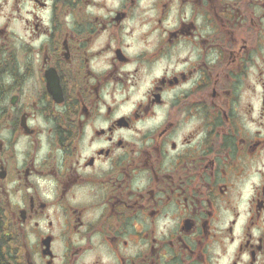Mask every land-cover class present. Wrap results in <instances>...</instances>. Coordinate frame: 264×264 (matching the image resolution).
<instances>
[{"label": "flooded vegetation", "instance_id": "af4514ba", "mask_svg": "<svg viewBox=\"0 0 264 264\" xmlns=\"http://www.w3.org/2000/svg\"><path fill=\"white\" fill-rule=\"evenodd\" d=\"M110 2L0 0V264H217L211 249L220 244L227 255L224 238L239 240L231 264H264V172L256 167H264V136L244 127L245 117L264 121V0H179V14L190 8L191 18L164 29L155 52L133 56L122 34L139 0ZM174 2L153 4L156 27ZM180 43L196 60L184 57L186 71L154 79L146 100L113 119ZM157 108L159 125L136 128ZM97 120L109 126L96 128ZM41 136L49 152L37 166ZM100 141L109 147L82 155ZM254 171L261 182L240 210ZM38 180L53 182V201ZM222 208L233 217L226 229ZM169 215L176 224L165 234L157 222Z\"/></svg>", "mask_w": 264, "mask_h": 264}, {"label": "clouds", "instance_id": "9594fccd", "mask_svg": "<svg viewBox=\"0 0 264 264\" xmlns=\"http://www.w3.org/2000/svg\"><path fill=\"white\" fill-rule=\"evenodd\" d=\"M156 3V0H139V7L135 11V18L129 19L125 21V26L123 29L122 34V40L123 44L121 45L123 47L124 52L129 55L133 56L138 54L141 51H146L149 54L156 51L159 40L163 38V36L167 35V32H164V29H174L179 26V20L187 21L191 18V9L186 8L182 15L179 14V0H175V2L172 4L171 11L168 14L167 18L164 19L163 24L161 27H156L155 25V17L158 14V11L156 8L153 7V4ZM110 8H118L119 2H110L108 5ZM143 10V11H142ZM89 11H94L93 9H89ZM103 15L104 13H99ZM112 13H109L111 15ZM145 19H148V23H143V26L141 27V22ZM203 20V17H198L195 21L196 24H201ZM131 29H135L133 34L131 36L128 35L129 31ZM154 29V31L152 30ZM150 35H147L145 37V34L149 33ZM162 33V35H161ZM141 37H145L144 39H141ZM43 39V37H42ZM128 45H131V47H127ZM173 54L169 56H162L158 60L155 61L154 64V70L151 72L150 75H145L144 78L139 81V92L133 95L132 102H130L127 106L121 108L119 111H117L113 119L118 118L121 115L129 114L134 108H135V102L137 101H144L146 100L145 93L148 92L149 89L152 88L153 84L152 81L156 78H159L160 76H163L165 74L172 75L173 73H180L183 71H186L189 67V63L196 60V55L192 53L191 47H185L183 43H180L172 50ZM184 57L189 58V63H182L181 61L184 59ZM95 64V62H94ZM105 67H108V65H105ZM137 67L136 63L129 64L126 68L123 69L125 72H132L133 69ZM167 70V72H166ZM142 72H146V69H142ZM184 88L189 87V85H184ZM257 87V92L260 91L259 85ZM111 88V85H109V89ZM169 97L171 94H167ZM104 100H108L109 103L111 101L109 100V97L107 95V90L103 94ZM117 101L122 100L123 96L117 93L116 97ZM258 108V104L256 105ZM165 108H167V105H165ZM104 107L101 106L99 111L102 114L104 112ZM153 111L156 113L155 118H149L145 121L138 122L136 124V128L140 129L141 132H144L148 129H152L153 127L159 125L164 120V110L163 109H153ZM253 116L258 119V114L253 113ZM261 126H257L256 123H249L247 118H244V127L248 129L250 132L255 133L259 131L262 136H264V121H260ZM44 126V125H42ZM109 126V122H102L101 120H97L94 123V127L96 128H107ZM87 136L85 137L83 143L85 146H87L89 139L92 137V126H89L86 128ZM119 135V134H118ZM130 135H133L131 133L124 134L125 139H128ZM204 133H200V136H203ZM114 137L113 139H115ZM200 137L198 136L197 139ZM44 136L40 137L41 140V148L39 153L36 155V164L37 166L40 165L41 161L45 159L46 154L49 152V147L46 143H44ZM101 147H109V145L105 141H100L97 143H94L91 148H87L82 152L83 156H88L90 154H93V149L95 148H101ZM25 141L22 139L20 143L16 145V167H21L25 161ZM56 155L59 157L61 153L57 152ZM173 156L176 155V153L172 154ZM75 166V165H74ZM100 167L106 172L110 168V164L108 162L103 163ZM257 168H260L261 172H264V167H261L259 164L256 165ZM78 171H81L82 173H86L91 171L90 169H77ZM35 179V178H34ZM40 186V191L42 197L47 201H53L54 199V193L51 191V188L54 186L52 181H45V180H38L36 181ZM261 182L260 175L256 174L255 171L252 174L251 180L247 183L245 189H244V196H243V202L239 205L240 210H244L247 207V201L253 194L252 191V185H259ZM142 186V185H139ZM45 188H48L49 190L45 191ZM29 191H32V189H29ZM68 204L75 206L79 202V197L73 198L71 195L68 197ZM221 215L225 216L226 219L223 223L219 224L218 227L221 229H226L228 227V221L231 220L233 217L230 212L225 211L223 208L220 210ZM244 217H241V223H243ZM176 221L171 218L169 215L167 219L161 218L157 222V226L160 232H163L166 234L168 229H172L175 227ZM241 232L240 225H237L236 233L237 236H239ZM255 235H259L258 232L254 233ZM239 243V240H237L234 244H228L227 238L223 239V245L227 247V255H222V250L220 244H215L211 251L214 252L215 257L219 258L217 264H231V259L233 257V253L235 252V249L237 247V244Z\"/></svg>", "mask_w": 264, "mask_h": 264}]
</instances>
